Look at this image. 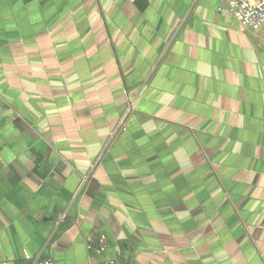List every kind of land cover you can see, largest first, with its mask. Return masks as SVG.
I'll return each mask as SVG.
<instances>
[{
  "label": "crops",
  "instance_id": "crops-1",
  "mask_svg": "<svg viewBox=\"0 0 264 264\" xmlns=\"http://www.w3.org/2000/svg\"><path fill=\"white\" fill-rule=\"evenodd\" d=\"M46 259L264 264V24L0 0V264Z\"/></svg>",
  "mask_w": 264,
  "mask_h": 264
},
{
  "label": "built area",
  "instance_id": "built-area-1",
  "mask_svg": "<svg viewBox=\"0 0 264 264\" xmlns=\"http://www.w3.org/2000/svg\"><path fill=\"white\" fill-rule=\"evenodd\" d=\"M219 10L232 13L244 29L257 31L264 24V0H218ZM168 47V46H167ZM126 129L125 122L113 132L112 137ZM107 238L101 235L97 241H91L87 248L90 252L102 255L107 251ZM37 264H55L52 259L40 260ZM98 264H115L110 260H102Z\"/></svg>",
  "mask_w": 264,
  "mask_h": 264
}]
</instances>
